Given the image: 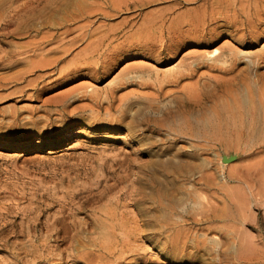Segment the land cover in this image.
I'll return each instance as SVG.
<instances>
[{
  "label": "rangeland",
  "instance_id": "rangeland-1",
  "mask_svg": "<svg viewBox=\"0 0 264 264\" xmlns=\"http://www.w3.org/2000/svg\"><path fill=\"white\" fill-rule=\"evenodd\" d=\"M261 30L264 0H0V264H34L24 253L30 246H45L49 264H58L70 253V242L51 238L47 227L64 221L73 236V222H102L109 212L146 214L157 226L154 241L131 238L125 264H264V132L250 128L253 135L246 138L220 132L208 116L220 103L205 100L202 109L186 113L196 127L193 135L173 132L179 118L163 125L162 111L174 107L182 85L206 95L215 90L214 81L238 76L244 60L234 61L230 74L209 70L214 57L178 88H164L167 96L157 101L152 97L158 88L140 84L107 96L122 70L140 62L150 66L137 73L157 82L165 79L161 70L190 55L179 68L185 73L207 50L264 56ZM77 94L96 99L58 101ZM201 163L210 178L218 176L215 183L226 177L205 197L226 208L230 219L211 226L197 255L191 236L176 252L171 236L174 228L191 230L182 220L195 214L191 175ZM253 189L262 191L260 199ZM138 190L143 196L128 198ZM226 191L235 195L234 204ZM135 200L142 201L138 207ZM92 233L84 235L107 242ZM115 235L122 238L123 232ZM239 250L247 251V261L236 260Z\"/></svg>",
  "mask_w": 264,
  "mask_h": 264
},
{
  "label": "bare ground",
  "instance_id": "bare-ground-1",
  "mask_svg": "<svg viewBox=\"0 0 264 264\" xmlns=\"http://www.w3.org/2000/svg\"><path fill=\"white\" fill-rule=\"evenodd\" d=\"M257 36H253V38L256 39ZM242 42H240V44H242ZM262 54H264V52ZM257 55H258L257 52H245V53H240L237 57L234 54L232 55H229L226 53L223 54L222 51H219L218 49L211 50V51L207 50L206 52L205 51L203 52V59L201 62H197L199 60L192 62L186 68L185 70L186 72L181 74L179 73V68L182 66L184 67L186 61L188 60V58H190V55H187L185 56L183 61L179 62L177 65L172 66L166 70H161L163 73V74L161 73V75H163L165 79H162L160 81L157 80V82H153L150 80V78H146L147 76L144 77L137 73V71H139L140 68L144 69L150 66L149 64L150 62H143V63L140 62L139 67L138 65H136L135 67L131 66L130 68H124L122 70V71H125L127 69L122 75H120L116 79L113 85L114 87L111 90H109L108 92L109 94L107 96L108 98L110 97L115 98L114 95L117 89H120V88L124 89L126 88V86L130 87L132 85L140 84L141 86H144L146 88L147 87L154 88V89L158 88V93L156 94V96L153 95L154 93L152 94L154 96L152 97V99L157 101L161 99L162 97L167 96V92L166 93L162 92L164 88H168L170 86L178 88L181 85L182 80H189V79L194 78L195 74L199 71V69L202 68V65L203 64L205 65L206 63L210 64L209 62L214 57H219V58L217 61H212L213 63L209 65L210 67L209 70H211L212 68V70L215 69V70H219L224 73H230V74L233 72L231 64L234 61H237V59L238 60L243 59L245 62L246 68L243 71H241L239 74H237L238 76H235L234 78L230 80H225V81L216 79L217 81H214V84H213L215 85V88H214L215 90L212 92L206 93V95L200 94L198 87H193V86L185 87V85H182L181 87L182 93L179 92L181 93L180 95L181 97L173 98L175 100V101L173 100L174 107H171V108L165 107L163 111L162 110L160 111H162V114H164L167 117V120L163 123V125L168 126L171 123L169 121L171 120L173 121L175 118L176 119L179 118V120L181 119V122L179 125H176L175 123L173 124L176 127L175 131L173 132H177V134L182 133V135L184 134V136L185 134L193 135V131H195L196 127H193L192 125L193 122L187 119L188 115H186V113L188 111V108L190 109L198 108L199 110L202 109L205 106V104L202 102L203 100L207 102L212 101L215 104L220 103L219 105H217L216 110L213 108L215 110V111L213 110L214 111L213 115L212 114L208 115V116H212L211 119L207 117L209 121L210 120L212 121L210 122V124L214 123L213 125L215 126H212V127H218L217 130H219L220 132L229 131L230 133H234L236 135L246 138V136H251L252 133L256 134L258 131L264 132V73L259 72L260 70L264 68V56L262 55L257 56ZM255 56H256V59H253V57ZM174 71H177L176 75L173 74ZM166 77H170V78L166 79ZM79 95L80 94H77L71 98L70 97L63 98V99L60 98L58 101L59 102L61 101L70 102V100L72 99L78 100L81 98H86V99H91V100L96 99L95 98L96 96H93V94L91 96H87V94H83L82 96H79ZM120 101L123 103L127 102L129 104L128 106L130 105L137 106L136 101L132 102L129 97L128 98L122 97L120 98ZM191 101H194L196 104L191 103ZM207 118L204 119V121H208ZM248 118H252V120L254 121L250 122L247 120ZM151 121H154V125L159 123L156 119L151 120ZM157 125H160V124H157ZM163 125H162V128H163ZM250 128H252L251 134L249 133ZM164 130H161V131H164ZM210 130H212V128L209 129V132ZM177 134H175V136ZM16 155L17 154H14L12 156H16ZM226 158L227 157L222 156L221 162L225 161V163H227L228 158L227 159ZM193 166L194 168L192 169L191 178H194V179H191V181L193 180L194 183L192 184V188L190 190L189 205H190V208L193 211H195V214H192L193 217L191 218L190 217L186 218L187 219L186 221L182 220V222L188 224L191 227L190 228L191 230L190 231H186L182 229L175 230L174 228L173 235L171 237L173 240L172 241L173 250L176 252H180V251L182 252L185 248L181 246V243L185 244V242L183 241L186 238L189 239L191 236L193 238L194 243L196 244V246L193 249H194V253L197 255V253H199V250L201 249V246L203 244L206 246L207 244L206 238L213 231L212 229L213 227L211 228V226H213L214 223H218V222H223V221L228 222L230 219L229 218L230 212L227 211L226 208L219 210L218 208L219 205L217 206L216 203L211 204L205 197L206 193H208L209 191H213L214 189H217L216 188L217 186L220 187L219 186L220 182L222 180H226V177H222L221 175L222 179L221 180L219 179V182L215 183V181L218 180V176L215 179H214V175L213 177L211 176L213 179L210 178L209 177L210 175L208 176V174L205 173L206 170H204V163H201L200 165L201 167H198L197 165H193ZM262 174H264V165L262 166ZM247 183L248 185H251V187L253 188L252 182L247 180ZM222 187H221V190L222 191L225 190V188L223 187L224 188L223 189ZM255 192H254V189L251 191L252 196H255V198L261 197L262 191L259 192L255 190ZM130 193L131 194H128V198H131V199H134L135 197L143 196V194L141 193V190L140 191L138 190L137 193L135 192L134 193L130 192ZM234 196L235 195H233V193H232V196L228 195L226 191L225 197L228 199L229 202H231V204H234L233 203L234 201L236 202V197ZM238 198H240V196ZM139 200L138 201L135 200L137 207L142 202V201L139 202ZM244 202H245V199H244ZM198 210H201V211H198ZM180 225L184 226L182 224ZM64 226H65L64 221H58L56 224L53 225V227L51 228L47 227V232H51V234L54 233V235H51V238L52 236H55L56 241L61 240L62 243H65L66 240H69L67 242H70L69 243V247L71 248L70 253L65 258H61L62 262H59L58 264H112L115 262H117L116 264H125V261L123 260V255L128 253L129 251L131 238H134L135 240H137L139 236L138 239H144L145 241L150 242L152 239L154 241V239H156L159 236V233L156 231V228H157L156 223L155 222L153 223V221L149 220L148 215L146 214L139 215V216H130V215H124L122 213L119 216V214L117 213L109 212L107 213L106 220L102 222L85 221L83 224L78 223V222H73L70 225L72 230L75 231V234L73 236L70 235L69 233L70 231L63 229ZM78 231L80 235H78ZM87 231L88 233L89 232L92 233V231H94V233L92 234H95V233L98 234V240L105 239V241L107 242L96 243L97 240L94 241L93 240L94 238L91 239L84 235V234H88L86 233ZM117 231L123 232V237L121 236L122 238L117 237V235L114 236V233H116ZM82 235H84L85 237L84 236L82 237ZM109 235H111L114 239L113 240H110L111 238L108 239L107 236ZM90 246L91 247L93 246L97 250L90 248ZM7 247L8 246H6V248ZM41 251L44 252V254H42ZM118 251L121 252L119 256H117L116 254V253L119 254ZM45 252H48L45 246H30L29 249L27 250L25 249L24 251L25 256H30L31 258H33L34 264L38 262H43V261L49 264L51 263L52 258L49 254L47 255ZM237 252L238 253L236 256V260L238 259L239 262L244 259L245 261L248 260L247 258L248 255L245 253L247 251L239 250ZM221 262L222 261L220 259L219 263ZM19 263L30 264L28 261H23V259L20 260ZM188 264H197V263L196 261L193 260L192 262H188ZM199 264H207V263L199 262Z\"/></svg>",
  "mask_w": 264,
  "mask_h": 264
},
{
  "label": "water",
  "instance_id": "water-1",
  "mask_svg": "<svg viewBox=\"0 0 264 264\" xmlns=\"http://www.w3.org/2000/svg\"><path fill=\"white\" fill-rule=\"evenodd\" d=\"M232 160V159H231Z\"/></svg>",
  "mask_w": 264,
  "mask_h": 264
}]
</instances>
